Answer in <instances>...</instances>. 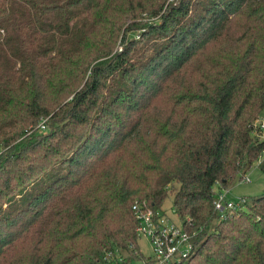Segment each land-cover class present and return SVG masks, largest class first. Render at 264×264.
<instances>
[{
    "label": "trees",
    "instance_id": "trees-1",
    "mask_svg": "<svg viewBox=\"0 0 264 264\" xmlns=\"http://www.w3.org/2000/svg\"><path fill=\"white\" fill-rule=\"evenodd\" d=\"M263 110L264 0H0V264L136 261L170 189L175 264H264Z\"/></svg>",
    "mask_w": 264,
    "mask_h": 264
},
{
    "label": "built area",
    "instance_id": "built-area-1",
    "mask_svg": "<svg viewBox=\"0 0 264 264\" xmlns=\"http://www.w3.org/2000/svg\"><path fill=\"white\" fill-rule=\"evenodd\" d=\"M258 125L264 138V120L260 119ZM41 129L47 127L46 119L39 124ZM264 158V155L261 159ZM242 181H250L245 175ZM227 190H218L215 201V210L220 216H225L229 211L239 210L246 207L250 202L247 197L238 200L228 198ZM134 212L138 220L137 231L140 236L145 237L150 243L151 253L138 252V259L130 261L127 256L117 253L115 264H175L182 263L188 259L197 248L193 240V234L178 221L177 213L172 209L168 213L166 209H153L147 199H137L133 204Z\"/></svg>",
    "mask_w": 264,
    "mask_h": 264
},
{
    "label": "rangeland",
    "instance_id": "rangeland-1",
    "mask_svg": "<svg viewBox=\"0 0 264 264\" xmlns=\"http://www.w3.org/2000/svg\"><path fill=\"white\" fill-rule=\"evenodd\" d=\"M155 18H152V20ZM141 32L139 31L138 34ZM140 36V35H139ZM260 118L264 120V110L260 115ZM260 161H256L252 167L247 171V176L250 177V181H240L238 177L231 182V185L227 189L228 198L232 200H238L240 197H247L249 201H252V197L261 194L264 192V172L259 166ZM221 184L215 185V190L218 191ZM226 190V189H225ZM168 199H165L162 209H166L168 213H172V204H173V191L170 189L167 195ZM166 197V198H167ZM248 206H250V204ZM247 206V207H248ZM246 207V209H248ZM140 246L143 252L151 253L150 243L145 237L140 239Z\"/></svg>",
    "mask_w": 264,
    "mask_h": 264
}]
</instances>
